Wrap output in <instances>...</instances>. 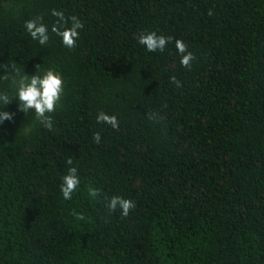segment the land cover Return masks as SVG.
<instances>
[{
    "label": "trees",
    "instance_id": "16d2710c",
    "mask_svg": "<svg viewBox=\"0 0 264 264\" xmlns=\"http://www.w3.org/2000/svg\"><path fill=\"white\" fill-rule=\"evenodd\" d=\"M53 9L83 21L77 47ZM41 15L44 46L24 26ZM142 31L174 39L149 52ZM4 63L55 69L64 92L49 130L0 71L15 114L0 124V264H264V0H0ZM69 158L81 184L64 200ZM114 195L136 204L127 217Z\"/></svg>",
    "mask_w": 264,
    "mask_h": 264
},
{
    "label": "clouds",
    "instance_id": "9594fccd",
    "mask_svg": "<svg viewBox=\"0 0 264 264\" xmlns=\"http://www.w3.org/2000/svg\"><path fill=\"white\" fill-rule=\"evenodd\" d=\"M52 15L56 17V22L52 25L51 31L62 38V43L69 49L77 47V41L80 36V29L84 27V23L77 16L73 15L66 17L65 13L60 10L53 9ZM209 15H212L211 10ZM25 28L31 35L33 40H37L41 46L49 42L50 36L48 26L43 23V16H37L25 21ZM173 37L158 35L156 31H142L139 33L138 43L144 46L149 52L165 51L166 46L173 41ZM175 47L178 50L181 60L180 63L185 68H191V63L196 59L193 52L189 50L188 45L180 39L175 40ZM10 69L15 72L11 76V80L16 89V99L19 104V110L27 114L34 110L37 119L49 130L53 129V118L50 113L56 111V107L61 100L64 92V80L60 72L49 68L41 73L38 69L35 75L21 74L20 70L16 68L15 64L11 66L8 63L0 64V71L4 73L3 78L8 80L10 78ZM170 80L176 87H182V83L176 76L170 77ZM7 92H0V104L5 107L0 108V124L5 121L14 119L15 114L5 111L4 109L13 101ZM158 114L149 113V119L156 120ZM97 123H105L110 125L113 129H119V121L116 115H109L103 111L97 115ZM93 140L99 144L101 141V133L96 132ZM68 167L66 174L62 176V183L60 191L64 200H71L73 193L81 184L80 175L77 167L73 166L71 158L66 161ZM100 190L89 187L88 196L92 199L98 198ZM107 200L106 208L109 213L121 210V215L127 217L130 210L136 207V204L131 199H126L119 195H114L111 198L105 197ZM73 215L78 220H85L83 213H77L73 210Z\"/></svg>",
    "mask_w": 264,
    "mask_h": 264
}]
</instances>
